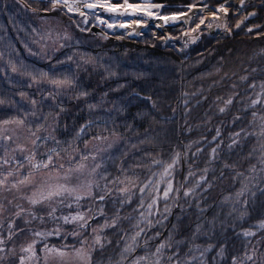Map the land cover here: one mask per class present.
Wrapping results in <instances>:
<instances>
[{
    "label": "rangeland",
    "instance_id": "1",
    "mask_svg": "<svg viewBox=\"0 0 264 264\" xmlns=\"http://www.w3.org/2000/svg\"><path fill=\"white\" fill-rule=\"evenodd\" d=\"M196 1L187 3L186 8L182 11L169 14L162 10L168 4L157 2L158 4L164 3L163 7L152 9V11L158 15L173 16L186 12ZM206 1L212 5L222 4L227 8V13L220 14L217 8L210 11L201 9L188 23L170 22L167 33L150 27L144 30L143 34L137 37L128 36V38L139 39L151 30L154 33H161L165 41L184 50L196 41L202 32L219 35L231 34L233 29L230 28L227 21L230 12L238 15L235 28H242L249 32V29L253 31L262 25L260 21H256L260 15L259 11L251 20H245L249 11L245 4L225 3L227 0L222 2ZM258 1L263 4L264 8V0ZM8 3L13 4L14 7H21L23 12H28L31 17L34 26L31 28L28 53L32 56L39 58L51 56L64 45L76 41L79 36L80 32L75 21L73 23L65 18L61 14L60 8L36 13L21 5L18 6L17 2L13 3L8 0ZM58 7L68 11L62 4ZM69 13L78 14L73 11ZM84 13L86 17L92 19L93 25H96L94 21L101 15H104L112 23L121 20L119 15L104 10ZM214 15L219 18L214 19ZM125 18L128 19L129 16L126 15ZM262 18H264V11ZM202 19L204 20L203 24L200 23ZM252 19L255 20L252 21ZM209 23L212 24V27H208ZM198 24L200 26L197 29ZM170 28L181 29L182 35L171 40ZM192 29H196V31H192ZM104 30L109 35V32L119 31L126 36V32L120 30ZM184 35L186 36L184 37ZM261 51L264 53V48ZM260 67H262L260 71H263L260 77L247 81L246 73L241 76V83L236 82L232 90L217 95L214 107L205 108L201 122L194 125L199 133L196 136L189 135L183 147L175 145L169 156H155L147 164V167L144 166V169H147L144 174H140L139 165H128L127 168L130 170H126V165L121 164L120 175L117 179L114 178L116 173L113 169L116 166L115 160H117L119 152L131 148L130 136L122 133L92 136L67 155L52 153L53 162L61 175L70 168L75 169L80 164L85 167L81 172L72 173L71 180L67 182L68 187L76 189L74 195L65 194L64 197H56L42 204L33 205L30 202L31 198L38 196L41 191L46 193L49 183L66 182L49 180L50 175L55 176L52 166L50 165L49 169H33L26 157L34 155L35 162L46 160L52 148L48 147L43 151H38L36 137L56 131L63 123L59 119H54L47 126L34 131L28 129L24 123H19L20 120H11L0 124V136L10 137V139L0 142L2 143L0 146V152L3 153L2 159H9V163L6 165L14 166L12 169L7 168V171L0 177V180L7 177L6 182L0 185V241H3L0 243V264H21L22 261L23 264H89V261L94 264H137V262L139 264H264V228L260 227L264 223V212L257 213L253 210L258 202V195L263 194L264 199V63H261ZM33 84L35 86L45 85L53 89L61 98L71 96L73 91L72 86H56L48 83L47 79L34 81ZM46 97L56 101V97H53L52 93ZM192 97L193 94L190 98L186 97L185 103L192 102L190 100ZM229 100H231L230 104L227 103ZM254 101L258 102L254 103ZM222 108L224 111L220 110ZM247 108H249L250 115L239 112L240 109L246 110ZM229 109L238 111L232 113L229 118L220 116L221 113H229ZM234 124L238 125L225 133V127ZM188 126L191 127V124ZM33 132L36 133V136L32 135ZM248 137L254 138L249 154V157L253 159L248 158L245 170H224L230 165L228 162H223L220 166L216 165V159L222 150H231L241 146L247 143L246 138ZM33 140L36 141L35 144H33ZM21 148L24 151H20ZM239 149L241 150V147ZM21 159L25 160L23 167H16ZM74 160L76 163L70 165ZM173 160H176L177 163L168 175H164V169L172 164ZM154 161L162 162L163 167ZM60 165H63V168H60ZM9 172H12L13 175L8 176ZM26 176L31 180V183H18ZM169 182L172 184V190L169 192L168 198L165 199L163 193L167 190ZM88 185H91V196L85 195ZM146 185L147 187H145ZM124 188H127L128 192L122 193L121 189ZM141 189L144 190L141 191ZM186 192L188 195H185ZM75 195L81 196L79 202L75 200ZM101 195L104 196L103 200L108 196L110 199L122 198V204L119 206L125 210L122 217L103 216L104 201L99 199ZM133 199L137 201L133 206L135 210L132 207L125 209L124 205H129ZM153 200H155L154 204ZM211 205L217 208V212L213 215L206 214V210ZM52 208L56 209V219L49 217ZM17 212L21 214L18 216ZM77 214H82L87 222L92 218V222L86 225L84 221L65 223L60 219L63 216ZM185 214L199 218L200 227L194 234L202 233L201 235L207 238L206 241L192 242L190 240L185 242L184 238L180 240L171 230L166 236H160V239L154 244L149 241L150 237L156 238L159 235V229L157 231L153 229L162 228L170 216L180 217ZM34 216L35 218H33ZM129 216L132 217V220L124 233L123 245L119 250L120 256H115L116 259L109 257L107 262L99 260L92 262L94 251L103 250L109 241L104 230L121 223V219H129ZM40 217H43V220ZM234 221H238L237 223L240 225L237 226ZM229 222L236 235L235 241L228 245V240L225 239L216 246L214 241L208 240L210 237L206 236L208 231L203 230V225L210 223L213 227L217 224H229ZM105 225L108 226L105 227ZM57 229L59 235L53 234L43 238L35 235L36 232L55 233ZM151 230L152 232H149ZM137 232L140 233L139 236H136ZM145 232L150 233L148 237H144ZM246 232L252 233V235H244ZM96 236L100 237L99 243H95ZM67 237L69 241H66ZM55 238L63 240L59 243H51ZM185 244H189L188 249L180 251L184 249ZM29 245H34L35 255L22 251ZM45 245L56 248L67 245L66 250L71 255L64 261L53 260L51 257L46 260ZM161 245L164 247L160 248ZM76 249L81 250L79 256L75 254ZM126 249L130 250L125 251ZM157 249L160 251L158 252ZM249 256L251 259H247Z\"/></svg>",
    "mask_w": 264,
    "mask_h": 264
},
{
    "label": "trees",
    "instance_id": "2",
    "mask_svg": "<svg viewBox=\"0 0 264 264\" xmlns=\"http://www.w3.org/2000/svg\"><path fill=\"white\" fill-rule=\"evenodd\" d=\"M10 1L36 13L60 8L65 18L73 23L75 21L80 33L76 41L64 45L51 56H32L28 53L31 28L34 26L31 17L21 7H14L8 0H0V101H3L0 103V124L20 120L34 131L59 119L63 125L54 132L43 134L36 143L38 151L49 147L55 149L53 154L67 155L92 136L108 133L130 136L131 148L120 151L115 160L113 171L116 179L120 175L121 164L126 168L128 165H139L140 174H144L147 171L144 166L147 167L155 156H169L175 145L183 147L189 135L199 133L194 125L201 122L205 108L214 107L217 95L232 90L236 82L241 83L240 78L246 73L247 81L263 73L260 64L264 63L261 51L264 48V8L258 0L245 2V6L249 10L257 8L260 15L256 21L262 23L261 27L249 32L235 28L238 15L230 12L227 21L233 29L231 34L202 32L184 50L165 41L161 33L151 30L139 39L128 38L119 31L109 32L108 37L99 35L91 29V18L69 13L61 7L53 9L52 4L45 0ZM153 1L167 3L162 10L169 14L184 10L187 3L193 0ZM169 32L171 40L182 35V30L177 28H170ZM13 68L16 70L13 71ZM43 73H47L49 79L70 78L73 81L72 95L61 98L45 85L35 86L34 81L44 79ZM81 92L87 95L81 97ZM50 93L56 101L46 97ZM191 94L192 102L185 103V98H190ZM229 110V113H221L220 116L229 118L238 111ZM239 112L250 115L249 108ZM190 124L191 127L188 126ZM236 125H227L225 133ZM246 141L231 150H222L216 165L228 162L230 165L224 170H245L248 158H251L249 154L254 138L248 137ZM0 158H3L2 152ZM24 161L21 159L16 167ZM75 163L74 160L70 165ZM13 167L4 165L0 177L7 168ZM121 199H110L108 196L103 200V216L122 217L125 210L119 207ZM257 199L253 210L263 213V194H259ZM136 202L133 199L124 208L135 210L133 206ZM206 212L213 215L217 208L211 205ZM129 217L104 230L109 241L103 250L94 251L92 262H107L109 257L120 256L124 233L132 220ZM198 219L189 214L170 216L162 228L153 229H159V235L150 237L149 241L154 244L170 230L180 240L184 238L185 242L206 241L202 233L194 234L200 227ZM203 226V230L208 231V240L214 241L216 246L225 239L228 245L235 241L236 235L230 222L213 227L210 223ZM222 230H225L224 233ZM149 232H145L144 237H148ZM62 240L55 238L51 243ZM66 241H69L68 237ZM189 244H185L180 251L188 249Z\"/></svg>",
    "mask_w": 264,
    "mask_h": 264
},
{
    "label": "snow or ice",
    "instance_id": "3",
    "mask_svg": "<svg viewBox=\"0 0 264 264\" xmlns=\"http://www.w3.org/2000/svg\"><path fill=\"white\" fill-rule=\"evenodd\" d=\"M49 2L52 4V8L55 9L58 6H60L61 4L67 8V10L69 12L72 11H78L80 15H85L84 12L80 11L78 7L75 6L74 3L70 2V0H49ZM243 2V0H242ZM81 6L83 8H86L88 10H95L97 8L103 9L104 11L108 12V13H113V14H117L119 16H124V15H128V16H133V15H141V16H147V17H155L159 20H162L165 24H168L170 21L171 22H176L178 20L181 19V16L178 15H173V16H166V15H158L156 12L152 11V9H160L163 7V5L160 4H155V3H129L128 0H123V3H116L113 4L110 2V0H81ZM219 12H223V13H227V8L225 7H221L218 9ZM181 15H185V14H181ZM214 19H218V16L213 17ZM86 22V21H85ZM100 23L102 24H106L108 28H113V27H117V25L112 24V23H108L106 20L101 19ZM137 23H139V21H137ZM201 24L204 23V20L202 19L200 21ZM131 25L129 24H124L121 23L118 25V27L120 28H126V27H130ZM199 24L196 26V28H199ZM218 27L220 25H217ZM208 27H212V24L209 23ZM237 27H239V24H237ZM192 31H196V29H192ZM249 31H251V29H249ZM186 35L188 33H185ZM16 69L13 68V71H15ZM56 86H67L66 81L62 80L57 82L56 84H54ZM253 87H255L253 85ZM258 101H254V103H257ZM227 103H231V100L227 101ZM221 111H224V109H220ZM5 123H7V121H5ZM19 123H23L22 121H19ZM83 131V129L81 130ZM33 136H36V133L33 132L32 133ZM238 135V134H237ZM4 139H10V137H3L0 136V142H2ZM37 140L41 139V137L37 136L36 137ZM97 139H100V137H97ZM36 141L33 140V144H35ZM0 146H2V143H0ZM20 151H24V149H19ZM55 152V149L50 150L47 159L46 160H42L39 162H35V157L33 156H28L26 157V159L28 160V163L31 165V167L33 169L39 170V169H49L50 165L52 166V169L55 170V176H49V180H53L55 179L56 181L59 180H63L66 183H55V184H48V190L47 192H43L41 191L39 193L38 196H34V198H31V203L33 205L36 204H42L45 201H51L56 197H64L65 194H67L68 196H72L74 195V193L76 192V189L74 188H70L67 186V182L71 180L72 178V173L74 172H81L83 170V168L85 167L83 164H80L78 167H76L75 169H69L67 172L63 173V175H61L59 169L56 168V165L53 162V156L52 153ZM94 158V157H93ZM2 159V158H0ZM84 159H87V157H84ZM9 163V159H2V162H0V170L3 169V166ZM154 163L156 164H161V166L163 167L162 162L160 161H154ZM177 163L176 160H173L172 164H169L165 169H164V175H168L170 170L172 169V167ZM20 167H23V164H20ZM60 168H63V165L59 166ZM51 171V170H50ZM13 173L9 172L8 176H12ZM78 179V177H77ZM7 180V177H5L4 180H0V185H3ZM18 183L20 184H26V183H31V180L26 176L23 180L18 181ZM13 187H15V185H13ZM147 187V185L145 186ZM88 190L85 192V195L87 196H91L92 193L90 191L91 185L87 186ZM144 189H141V191H143ZM172 190V184L169 182L168 186H167V190L164 191L163 193V197L165 199L168 198L169 192H171ZM122 193H126L128 192L127 188L121 189ZM185 195H188V193L186 192ZM81 199L80 195H75V200L77 202H79V200ZM100 200L104 199V196L101 195L99 197ZM62 202V201H61ZM155 203V200H153V204ZM70 206V205H69ZM149 207H151V205H149ZM55 212L56 209L52 208L51 211L49 212V217L52 219H56L55 217ZM21 213L17 212V215L19 216ZM35 218V216L33 217ZM41 220H43V217H40ZM60 219H62L65 223H70V222H78V221H84L85 223H87V221L85 220L84 216L82 214H77L74 216H63ZM113 223H115V221H113ZM82 226V225H81ZM108 225H105V227H107ZM261 228H264V223H262L260 225ZM53 234L59 235V230L57 229L55 231V233L53 232H47V233H41V232H36L35 235L38 237H46V236H51ZM140 233L137 232L136 236H139ZM244 235H252V233L246 232L244 233ZM133 240H135V237H133ZM97 242H99V237H97ZM0 243H3V241H0ZM164 245H161L160 248H163ZM68 248L67 245L62 246L61 248H56V247H49L48 245H45L44 247V251L46 253L45 259L47 260L49 257H51L53 260L59 259L60 261H64L66 257L70 256L71 253L69 251H67L66 249ZM130 249H126L125 251H128ZM22 251L24 252H31L33 253V255H35L34 253V245H29L27 248L22 249ZM157 251L159 252L160 249H157ZM75 254L76 255H80L81 254V250L80 249H76L75 250ZM141 259H145V258H141ZM247 259H251V257H247ZM21 264H23V261L21 262ZM137 264H139V262H137Z\"/></svg>",
    "mask_w": 264,
    "mask_h": 264
},
{
    "label": "built area",
    "instance_id": "4",
    "mask_svg": "<svg viewBox=\"0 0 264 264\" xmlns=\"http://www.w3.org/2000/svg\"><path fill=\"white\" fill-rule=\"evenodd\" d=\"M46 1H49V0H46ZM240 1H241V0H240ZM240 1H239V0H227V1H225V3H233V4L236 3V4H238ZM70 2L74 3L75 6L78 7L79 10L82 11V12H94V11H96V10H98V11H103V9H100V8H97V9H95V10H88V9H86V8H83V7L81 6V0H70ZM110 2L113 3V4H116V3H120V4H122V3H123V0H110ZM128 2H129V3H141V4H142V3H155V4H158L157 2H155V1H153V0H128ZM160 5H164V3H161ZM160 9H161V8H160ZM73 12L79 14L78 11H75V10H74ZM79 15H80V14H79ZM116 15H117V14H116ZM125 16H126V15H124V16H120V17H121V20H118L117 23H112V22H111L109 19H107L104 15H101V16L97 17V19H95L94 24H96V25H98L99 27L104 28V29H106V30H107V29H111V30H120V31L126 32L125 34H126L127 37H128V36H129V37H137V36L143 34L142 32H143L144 30H146L147 28L152 27V26H149V25H145V24H144V23L146 22V18H147V16H141V15L137 14V15L129 16L128 19H126ZM101 19L106 20L108 23L115 24V25H117V27L108 28L106 24H102V23H100V20H101ZM137 21H139V23H136V24H140V25H142V27L139 28V29H133V30H132L130 27H126V28H121V29H120V28L118 27V24H119V23L127 24V23H132V22H137ZM156 30H158V29H156Z\"/></svg>",
    "mask_w": 264,
    "mask_h": 264
},
{
    "label": "bare ground",
    "instance_id": "5",
    "mask_svg": "<svg viewBox=\"0 0 264 264\" xmlns=\"http://www.w3.org/2000/svg\"><path fill=\"white\" fill-rule=\"evenodd\" d=\"M221 5H215V4L212 5V4H208L206 0H197L192 6H190V9H188L186 12L177 14L178 16H181V19L174 23H188L194 16H196L199 10L203 9V11H210L216 8L219 9L221 7H224L223 5L222 6ZM181 14H185V15H181ZM220 14H224V13L220 12ZM136 23L137 22H132V23H127V24L131 25L130 28L132 30L139 29L142 27V25L136 24ZM144 24L152 26L155 28V30L158 29L159 31H163L164 33H167L169 29V24H165L162 20H159L155 17H147L146 22Z\"/></svg>",
    "mask_w": 264,
    "mask_h": 264
},
{
    "label": "water",
    "instance_id": "6",
    "mask_svg": "<svg viewBox=\"0 0 264 264\" xmlns=\"http://www.w3.org/2000/svg\"><path fill=\"white\" fill-rule=\"evenodd\" d=\"M216 1H217V2H222L223 0H216ZM253 1H254V0H243V2H242V0H241V1L239 2V4H240V5H244L245 2L250 3V2H253ZM257 14H258V10H257V9H250V10L248 11V13L246 14V16H245V20H249V19L255 17ZM168 24H170V22H169ZM91 29H92L94 32L98 33L99 35H102V36H105V37H108V36H109V34H108L104 29H102L101 27H99V26H97V25H92V26H91ZM185 36H186V35H184V37H185ZM91 222H92V218L88 220V222L86 223V225L90 224Z\"/></svg>",
    "mask_w": 264,
    "mask_h": 264
},
{
    "label": "clouds",
    "instance_id": "7",
    "mask_svg": "<svg viewBox=\"0 0 264 264\" xmlns=\"http://www.w3.org/2000/svg\"><path fill=\"white\" fill-rule=\"evenodd\" d=\"M42 77H43L44 79H47V80H48V83H50V84H56L57 82L62 81V80H60V79H56V78H51V79H49L47 73H43V74H42ZM63 80L66 81L67 86H72V85H73V81H72L70 78H65V79H63ZM37 82H38V81H37ZM121 87H123V85H121ZM79 95H80L81 97H83V96H85V95H87V94L81 92V93H79ZM0 103H3V101H0ZM57 155H59V154L57 153ZM97 167H98V165H97ZM97 237H99V236H96V237H95V243H99V242H100V237H99V242H97ZM89 264H90V261H89Z\"/></svg>",
    "mask_w": 264,
    "mask_h": 264
},
{
    "label": "flooded vegetation",
    "instance_id": "8",
    "mask_svg": "<svg viewBox=\"0 0 264 264\" xmlns=\"http://www.w3.org/2000/svg\"><path fill=\"white\" fill-rule=\"evenodd\" d=\"M46 1V0H45ZM49 2V1H48Z\"/></svg>",
    "mask_w": 264,
    "mask_h": 264
}]
</instances>
